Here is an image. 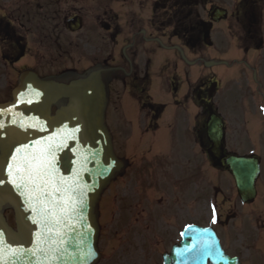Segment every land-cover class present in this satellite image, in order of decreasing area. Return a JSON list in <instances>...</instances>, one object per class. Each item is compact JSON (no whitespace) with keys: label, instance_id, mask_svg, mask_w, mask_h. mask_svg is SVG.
Here are the masks:
<instances>
[{"label":"flooded vegetation","instance_id":"obj_1","mask_svg":"<svg viewBox=\"0 0 264 264\" xmlns=\"http://www.w3.org/2000/svg\"><path fill=\"white\" fill-rule=\"evenodd\" d=\"M61 1L0 0V63L41 48L59 63L51 76L101 70L123 166L97 206L96 264H164L187 225L202 239L194 264H264V0H120L89 18ZM210 109L223 127L216 168ZM241 156L258 160L250 202L223 164Z\"/></svg>","mask_w":264,"mask_h":264},{"label":"water","instance_id":"obj_2","mask_svg":"<svg viewBox=\"0 0 264 264\" xmlns=\"http://www.w3.org/2000/svg\"><path fill=\"white\" fill-rule=\"evenodd\" d=\"M68 26L80 28L78 18ZM63 99L66 103L51 115V106ZM105 107L99 71L68 84L25 71L12 91V100L0 104V264L96 261L95 207L120 165L104 124ZM220 138L221 130L213 145L216 150H220ZM32 156L51 161L35 183L28 179L25 165V158ZM231 169L237 180L252 185L255 164L242 159ZM40 193L49 195L38 201ZM53 203L59 223L41 211L42 207L51 209ZM7 208L12 210L15 229L4 219ZM192 231H184L174 264H194Z\"/></svg>","mask_w":264,"mask_h":264},{"label":"rangeland","instance_id":"obj_3","mask_svg":"<svg viewBox=\"0 0 264 264\" xmlns=\"http://www.w3.org/2000/svg\"><path fill=\"white\" fill-rule=\"evenodd\" d=\"M53 1L55 3V6H63L61 0H58L59 2H56L55 0ZM66 3H69L67 5L71 10L83 12L84 16L89 18L93 13H97L101 6H106V8L116 7L117 5H119L120 0H66ZM55 20L56 21L52 22L51 25L57 24L58 20ZM44 33L46 34V32ZM71 37L73 39H77L80 37V35H75ZM33 46L35 45H30V43L28 45V47L30 48H33ZM34 55H37V58L35 60L26 58L27 60L15 63L12 66L8 65L4 68H0V100L4 99L5 96H7L8 91L15 84L17 72L20 70L21 67L26 66L24 63H30L37 70H39L41 74L52 73L55 70L56 66L53 67L52 64H49V60L47 59V53H45L44 49L39 48L36 51V54ZM40 57H42V59ZM5 214L9 219L10 214L7 212Z\"/></svg>","mask_w":264,"mask_h":264},{"label":"snow or ice","instance_id":"obj_4","mask_svg":"<svg viewBox=\"0 0 264 264\" xmlns=\"http://www.w3.org/2000/svg\"><path fill=\"white\" fill-rule=\"evenodd\" d=\"M39 160V163H36ZM25 165H26V170L28 172V179L35 183V179H38L39 177L43 176L46 174L48 171V167L51 165V161L44 160L40 157L32 156L25 158ZM17 187H20V185H17ZM40 186H37V190H39ZM56 191H59L57 189ZM49 195L48 193H40L39 195L36 196V199L39 201L41 196H47ZM55 207L56 204H52V208L48 209L47 207H42L41 211L44 212L45 214L51 215L56 223H59L58 218H56V213H55ZM65 209H61V211H64Z\"/></svg>","mask_w":264,"mask_h":264}]
</instances>
